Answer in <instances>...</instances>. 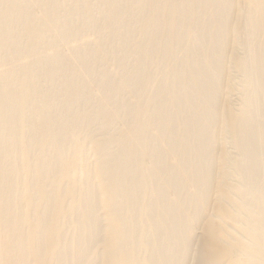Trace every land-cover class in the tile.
Returning a JSON list of instances; mask_svg holds the SVG:
<instances>
[{
    "label": "bare ground",
    "instance_id": "bare-ground-1",
    "mask_svg": "<svg viewBox=\"0 0 264 264\" xmlns=\"http://www.w3.org/2000/svg\"><path fill=\"white\" fill-rule=\"evenodd\" d=\"M0 264H264V0H0Z\"/></svg>",
    "mask_w": 264,
    "mask_h": 264
}]
</instances>
